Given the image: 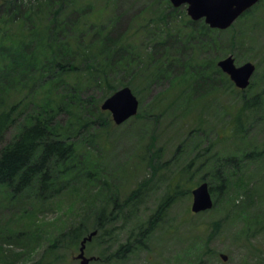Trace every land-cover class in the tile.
<instances>
[{
  "label": "rangeland",
  "instance_id": "1",
  "mask_svg": "<svg viewBox=\"0 0 264 264\" xmlns=\"http://www.w3.org/2000/svg\"><path fill=\"white\" fill-rule=\"evenodd\" d=\"M39 1L45 0H16L15 6L21 10L16 20L24 16L27 18L28 11L36 8ZM166 1L169 3L168 0H114L112 5L107 6L106 0H79V5L67 3L65 8L68 12L72 8L86 7L89 15H100L101 21L115 18L112 35L132 36L137 43L134 52H138L147 46L142 43L148 40L150 34L153 38H161L163 31L156 25L143 30L142 25L153 18L160 7L167 8ZM179 8L185 11V6ZM137 17L139 21L144 20L143 23H135ZM91 21L94 19L89 18ZM211 36L217 39L218 46L203 48L198 38L193 39L186 33L175 38L176 51L171 64L168 61V64L160 66L153 63L156 58H161L162 51L159 49L150 51V55L148 52L141 53L135 59L139 62L135 72L129 69L127 73L120 72L110 78H114L112 85L115 86L127 83L138 101V116L120 125L111 121V125L94 130L84 127L77 133V138L81 137L85 143L83 148L93 151L98 156L97 161L104 164L106 182L120 198L126 197L142 181L150 179L143 195L131 204L134 210H124L121 217L112 223L113 227L109 226L117 229L113 231L115 243L100 246V242L95 241L86 245L85 255L97 258L90 264H264V92L259 106L243 118L245 135L234 136L228 128L229 109L239 102L241 93L234 90L231 83H217L214 79L202 88V82L198 80L201 77L194 74V66L203 59H212L216 63L223 55L231 54L236 66L245 62L255 65L245 94L250 97L264 90V1L247 18L236 20L227 29L215 31ZM163 52L171 56L167 50ZM94 62L91 60L92 67ZM94 67L96 71L106 73L107 68L102 63ZM88 70L84 64H79L68 85H60L59 90L62 95L75 92L77 97L73 99L88 107L87 117H90L96 113L88 110L102 99L107 88L103 83L94 86ZM192 79L199 82L193 84ZM32 90L33 85L28 80L17 86L16 92L19 93L11 94L19 100L32 94ZM81 113L85 115V110ZM60 119L66 126V115L60 116ZM76 126L77 123L66 127L72 129ZM11 133L9 129L2 135L1 146L10 139ZM249 152V159L246 157L239 168H242L247 187L256 195L255 203L247 208L242 219L234 216V205L230 202L225 204L223 196L218 193L210 210L192 213L189 192V196L179 198L160 213L161 221L145 241L143 249L134 250L122 260L107 262L103 259L126 241L130 230L135 228L134 219L139 223L146 222L164 196L173 194L179 176L183 177L180 181L182 190L188 187L191 190L204 175L213 180L215 160L240 158ZM150 153L156 157L153 162L156 171L152 174L148 165ZM239 168L232 171L235 172L234 179L239 174ZM80 195H84V189H75L70 193L64 191L56 203L38 205L30 202L32 195L20 202L8 203L0 194L2 264H79L74 259L77 249L71 250L62 245L55 248L54 253L46 249L49 240L56 237L61 229L79 221ZM237 200L242 202L245 196L240 195ZM30 210L33 213H28ZM218 220L221 226L215 230L212 223ZM42 221L49 224L44 233L34 227ZM84 221L91 226L90 217L85 216ZM34 235L41 238L35 241ZM104 247L108 251L106 249L102 257L99 254ZM221 254L226 256V260L220 257Z\"/></svg>",
  "mask_w": 264,
  "mask_h": 264
},
{
  "label": "trees",
  "instance_id": "2",
  "mask_svg": "<svg viewBox=\"0 0 264 264\" xmlns=\"http://www.w3.org/2000/svg\"><path fill=\"white\" fill-rule=\"evenodd\" d=\"M112 1L114 0H106L107 6L112 5ZM263 1L244 12L237 20L247 18ZM15 3L16 0H0V138L9 129L12 132L10 139L0 145V194L8 203L20 202L32 195L30 202L39 205L56 203L64 191L70 193L75 189H84V195L79 196V221L61 229L56 237L49 240L51 248L48 246L46 251L54 253V249L59 245L71 250L78 249L82 238L93 230L97 233L86 245L98 241L100 246H110L115 243L113 231L117 229H111L109 226H112L116 218L121 217L124 210H134L131 204L136 203L143 195L150 179L142 181L126 197L120 198L118 192L106 182L104 164L97 161L98 156L93 154V151H89L87 147L83 148L85 143L81 137L77 138V133L84 127L94 130L112 124L108 113L99 109V104L118 88L128 86L127 83L119 84L120 87L112 85L115 81L110 78L120 72L127 73L129 69L135 72L139 66L135 59L140 57L141 53L148 52L150 55V51L159 49L162 51L161 58H156L153 63L158 66L171 64L176 51L173 42L175 38L186 33L193 39L198 38L203 48H210L212 45L218 46L217 39H213L211 34L220 30L210 29L202 20L191 21L183 9L173 8L166 1L167 8L160 7L159 12L148 19L149 22L147 21L145 26L142 25V30L156 25L163 31L161 38H153L150 34L148 40L142 43L147 46L134 52L137 43L132 36L112 35L115 18L101 21L100 15H89V9L86 7L72 8L67 12L65 5H79V0L39 1L36 8L28 11L27 18L24 16L19 21L16 16L21 10L19 11L20 7H16ZM55 5L57 6L53 8ZM146 10L149 11L148 8ZM89 18L94 21L89 22ZM143 21H139L137 17L134 22L139 25ZM180 44L182 45L181 42ZM230 44L232 45V41ZM165 50L171 56L163 52ZM91 60L95 61L93 67ZM97 63H102L107 68L106 73L96 71L94 66ZM79 64H84V68L89 69L94 86L103 83L107 88L102 99L96 101L93 108L88 110L96 113L90 117H87L88 107L73 99L77 97L75 92L62 95L59 90L60 85H68L70 76L77 73ZM156 69L159 70L158 67ZM194 70V74L201 77L198 80L202 82V88L209 85L210 79H214L217 83H231L234 90L241 93L239 102L230 105L232 108L229 109L228 128L234 136L245 135L243 118L259 106L264 90L248 97L245 94L248 89H236L212 59L198 62ZM28 80L33 85L32 94L15 100L11 93L16 92L17 86ZM198 80L191 81L195 84ZM73 90L75 91V87ZM82 110H85L86 116L81 113ZM62 115L68 118L66 126L76 123L77 126L72 129L64 126L60 119ZM250 153H244L240 158L226 157L215 160V168L212 169L214 174L210 171L215 181L207 179L204 175L197 183L208 184L209 192L214 198L213 205L217 199L216 193L223 196L225 204L230 202L234 205V216L238 219H242L247 208L255 203L256 194L247 187L242 168H239L246 157L249 159ZM155 161L156 157L150 153L148 165L151 174L156 171L153 163ZM238 168L239 174L234 179L235 172L232 171ZM182 179V176L177 178L173 194L164 196L146 222L139 223L134 219L135 228L130 230L123 244L107 256L105 252L108 248H101L99 255H105L103 259L108 262L112 259L122 260L134 250L143 249L145 241L161 221L160 213L179 198L189 196L190 188L182 190L180 186ZM240 195L245 196L242 202L237 200ZM85 216L90 217L88 222L91 226L84 221ZM254 218L257 220V216ZM33 224L36 225L34 222ZM48 226L47 222L42 221L34 227L44 233ZM220 226V220L212 223L215 230ZM38 238L41 236H33L35 241ZM2 262L0 261V264Z\"/></svg>",
  "mask_w": 264,
  "mask_h": 264
},
{
  "label": "water",
  "instance_id": "3",
  "mask_svg": "<svg viewBox=\"0 0 264 264\" xmlns=\"http://www.w3.org/2000/svg\"><path fill=\"white\" fill-rule=\"evenodd\" d=\"M259 0H169L173 7L186 5L187 16L193 21L203 19L204 23L213 29L228 28L245 10ZM218 68L228 75L238 89H245L255 70L252 63L246 62L239 66L234 64L232 55H228L217 62ZM103 111H109L113 123L120 125L137 113L138 101L128 87L116 90L100 105ZM191 206L193 213L206 211L212 207V198L207 183H201L191 190ZM95 231L84 237L80 243L76 259L80 264H89L91 258L84 255L85 243L90 241ZM223 260L226 256L220 255Z\"/></svg>",
  "mask_w": 264,
  "mask_h": 264
},
{
  "label": "bare ground",
  "instance_id": "4",
  "mask_svg": "<svg viewBox=\"0 0 264 264\" xmlns=\"http://www.w3.org/2000/svg\"><path fill=\"white\" fill-rule=\"evenodd\" d=\"M32 198V197H31Z\"/></svg>",
  "mask_w": 264,
  "mask_h": 264
}]
</instances>
